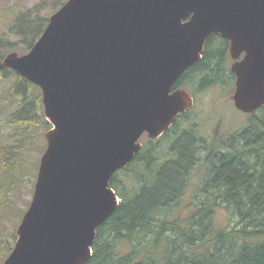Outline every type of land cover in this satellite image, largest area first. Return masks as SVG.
<instances>
[{"label": "water", "instance_id": "water-1", "mask_svg": "<svg viewBox=\"0 0 264 264\" xmlns=\"http://www.w3.org/2000/svg\"><path fill=\"white\" fill-rule=\"evenodd\" d=\"M221 35L233 102L264 106V0H68L29 53L0 68L38 87L52 126L32 201L3 264H86L97 229L117 210L111 177L192 104L171 89Z\"/></svg>", "mask_w": 264, "mask_h": 264}, {"label": "trees", "instance_id": "trees-1", "mask_svg": "<svg viewBox=\"0 0 264 264\" xmlns=\"http://www.w3.org/2000/svg\"><path fill=\"white\" fill-rule=\"evenodd\" d=\"M24 19L28 18L22 16L18 25L33 35L36 24ZM218 61L215 56L199 67L216 69ZM7 74L16 78L8 93L20 106L13 117L23 124L33 116L43 122L39 89L19 74L0 68L2 79ZM258 113L247 128L231 136L229 147L217 160L197 165L200 193L191 196L196 203H180L188 192L189 175L193 169L197 172L192 165L196 155L185 138L178 142L176 161L160 165L148 153L114 173L110 187L120 202L97 229L86 264H264V109ZM144 162L148 168L152 162L149 170ZM122 171L134 178L129 186L114 180ZM178 207L177 216L170 217ZM218 209L226 213L228 224L233 222L231 227H215ZM125 248L130 250L122 253Z\"/></svg>", "mask_w": 264, "mask_h": 264}, {"label": "rangeland", "instance_id": "rangeland-1", "mask_svg": "<svg viewBox=\"0 0 264 264\" xmlns=\"http://www.w3.org/2000/svg\"><path fill=\"white\" fill-rule=\"evenodd\" d=\"M67 1L0 0V62L10 53H16L18 56L29 53L41 37L40 33L47 27L50 17ZM22 16L28 18L24 19L26 22L36 24L33 35L26 34L23 32V27L18 25ZM30 44L33 46L30 47ZM228 62L227 69L231 61ZM220 77H223L224 81L220 82L219 88L197 95L199 108L194 112L200 117L198 122L203 138L210 137L213 129L220 130L221 136L238 133L251 124L254 115L242 113L235 108L232 101L234 82L228 78L229 74ZM15 80L12 74H7L6 79L0 77V264L4 263L17 241L16 231L32 201L40 158L47 146L45 135L52 127L45 118L43 104L41 106L43 122L33 116L30 122L23 124L13 117V112L20 108L17 100L8 93ZM228 81L231 84H227ZM39 93L42 96L40 89ZM155 155L158 157L166 155L161 150V144L156 147ZM143 167L148 168L146 163ZM198 169L197 167V172L193 169L189 175V190L190 188L191 190L185 193L186 197L180 202L182 205H191L197 201L191 196H194L200 181V175H197ZM131 174L125 175L122 171L114 180L129 186V182L134 179ZM178 211L179 207L170 217L175 218ZM227 221L226 213L223 210H216L215 227L218 229L231 227L233 222L228 224ZM129 250L130 248H125L122 253H127Z\"/></svg>", "mask_w": 264, "mask_h": 264}, {"label": "flooded vegetation", "instance_id": "flooded-vegetation-1", "mask_svg": "<svg viewBox=\"0 0 264 264\" xmlns=\"http://www.w3.org/2000/svg\"><path fill=\"white\" fill-rule=\"evenodd\" d=\"M229 49L230 41L224 39L221 35L213 34L206 39L199 60L193 63L181 74L170 92L173 93L177 90L185 91L191 99V106L184 113L176 115L169 128H167L157 139H150L148 134H142L138 141L141 144V148L139 152L134 155L131 162L138 158H146L148 153L150 154L149 156H151L153 160H157L155 162H158L159 164L161 162L164 164L170 161H176L179 156L177 150L178 142L183 138L191 141L194 154L196 155L194 162L192 163L194 167H197L198 164H203L204 161H208L209 159H212L213 162L225 152L229 147L231 136L236 133L221 136L219 135L220 130L213 129L210 137L203 138L202 134H200V123L198 122L200 117L194 111L199 108L197 95L210 89L213 90V88H219L220 82L224 81L223 77L220 76L229 74L228 78L231 82L233 81L235 85L236 78L231 72V67L234 63L243 59L244 53H242L237 60H234L229 54ZM215 56L219 58L216 69L206 68V70H203L202 66L199 67V64H201L202 61L205 62L204 64H206V62L211 63V61L215 59ZM228 60L231 61L229 69H227L229 63ZM226 70L229 72H226ZM226 83L231 84L229 81ZM261 109L263 110L264 106L259 107L249 114H254ZM159 144H161V150L166 153V155L161 157L154 156L156 153V147H158ZM151 145H153V148L149 149ZM127 167L122 170H126ZM187 190L190 191L191 188L190 190L189 188ZM199 193V189L197 188L194 195Z\"/></svg>", "mask_w": 264, "mask_h": 264}]
</instances>
